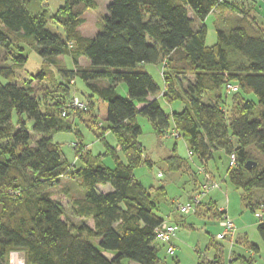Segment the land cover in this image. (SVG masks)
<instances>
[{
  "label": "trees",
  "instance_id": "16d2710c",
  "mask_svg": "<svg viewBox=\"0 0 264 264\" xmlns=\"http://www.w3.org/2000/svg\"><path fill=\"white\" fill-rule=\"evenodd\" d=\"M61 1L50 12L42 0H0V264H7L10 251L22 253L24 264H161L154 231L164 221L158 201L163 193L154 192L163 190L146 188L134 176L144 163L151 167L138 141V115L159 140L172 125L202 164L215 151L234 154L227 179L242 191L244 203L254 197L253 206L259 207L264 199V29L250 11L260 3L111 0L96 34L84 37L82 15L96 3ZM210 14L212 47L205 45L204 21ZM26 47L55 72L39 70L18 83L13 64L27 61ZM65 57L71 68L60 60ZM81 59L89 64L81 66ZM158 64L164 68L162 89L142 68ZM188 74L194 81L181 89L180 78ZM77 78L91 93L81 99L106 129L70 112ZM226 82L239 86L228 99ZM119 84L126 87L125 97L116 92ZM176 88L188 98L179 113L166 114L156 99L148 100L160 94L171 103L182 97ZM243 95L253 97L255 105ZM138 104L143 107L137 109ZM74 119L94 129L96 138L109 131L125 163L107 143L103 154L92 157L78 142L69 164L52 138L74 132ZM102 155L111 156L115 166L101 163ZM164 161L171 171L186 166L174 154ZM248 161L255 164L250 170L244 168ZM204 215L220 221L223 213L209 209ZM257 232L264 242V221ZM246 247L258 254L256 245L247 241Z\"/></svg>",
  "mask_w": 264,
  "mask_h": 264
},
{
  "label": "rangeland",
  "instance_id": "374dc122",
  "mask_svg": "<svg viewBox=\"0 0 264 264\" xmlns=\"http://www.w3.org/2000/svg\"><path fill=\"white\" fill-rule=\"evenodd\" d=\"M110 1L111 0H94L96 3V8L85 11V13L82 15L84 22L79 28L82 36L93 37L96 34L104 15L107 13V5L110 3ZM236 1L239 2L240 0ZM42 2L43 5L48 6L50 12H54L62 3L61 0H42ZM260 6L264 5L260 4ZM196 26L197 24L195 27ZM213 26L214 24L212 25V16L208 17L206 24V45L208 47H212L216 41ZM23 55L27 58V61L23 65H14L12 62L8 61L9 64H13V66L16 68V81L18 83L27 82V80L32 78L31 76L37 73L39 70H50L52 73L55 72L52 66L43 62L42 59L31 49L26 47ZM3 57L4 56L1 54L0 60H2ZM60 60L64 62L68 68L72 67L70 59L65 57L61 58ZM87 64L89 63H87L85 59H81V66H86ZM144 71L148 72L153 80L161 88L163 85L161 78L164 72L163 65H146ZM193 81V75L188 74L185 76V78L181 77V89L186 88L187 82ZM33 86H37V83L34 82ZM71 88V97L74 95L75 97L84 99L85 97L91 96V93L88 91L83 81L78 78L75 79V82L71 85ZM176 89L182 95V97L175 101L181 102L183 106L185 105V107H187L188 98L182 94V91H179L180 88ZM36 90L39 89L36 88ZM230 95L231 94H227V99L230 97ZM243 98L252 102L254 105L256 103L251 96L243 95ZM90 100L95 104V96L92 95ZM82 101L84 102L85 100ZM164 101L167 102L166 100ZM70 112H76L78 114V116H76L77 118L79 117L81 119L85 118L89 121H96L94 117L95 111L94 109L88 107V105L85 111L72 109ZM22 119L25 121L24 116H22ZM137 121L141 127V134L138 137V141L143 148V158L144 160L146 158L149 159L153 165L151 167H147V165L144 163L134 170V174L137 178H141L145 182V185H149V183H152V185L155 187H158L164 183H167L168 185L166 192L167 196L165 199H163L161 204L163 209H161L159 213L163 215L164 213H175L174 217L180 219V215L177 213L176 208L178 205L186 204L189 197H192L196 195L197 192H199V186L202 183V177L199 174V170L204 168L214 177V180L219 185V189L212 191V194L207 193L208 195L204 194L199 196L201 203L209 204L211 201L212 204L216 206V208H223L226 211L227 219L232 222L235 228L234 241L236 245L229 249L228 238L223 240L216 239L217 234L222 232V228H220L218 224V219L210 217L203 219L194 216V213L185 215L183 216L186 219L184 226H179L175 232V240L177 242L175 243V256H169L165 252V248H161L158 252L159 258L162 260V262H164L163 264H208V260H212L213 256L217 252L215 245L223 246L222 256L225 264H228V253L231 251L234 254L245 256V259L241 257L237 258L236 261H232L231 264H245V261H249L250 264H264V242L261 240L257 232V225L264 221V199L259 207L253 206L255 204V201H253L254 197H251V199H248L245 203L242 201V191L235 189L227 179L229 162L227 155L223 151L213 152L212 159L208 161L207 166L205 167L194 156L193 161L192 159L188 158L189 169L187 171H169L164 159L170 154L176 155L182 153L185 155V150L182 149L184 145L183 138L179 137L178 139L174 140V138L171 137H164L159 140L153 132L151 124L146 120V118L138 115ZM12 124H17L15 115H13ZM25 124L26 128L31 130V123L26 121ZM73 127L74 132L57 133L52 138L53 142L59 145L63 157L69 164L74 163L75 152L72 147L74 143L80 142L81 146L85 148L84 150L88 151L92 157L98 156L105 152V146L103 144L104 142H106L109 146L115 145V140L111 134L106 135L103 142L100 140L97 141L94 134V129H90V127H88L84 122L76 121L73 123ZM118 157L122 163H125V159L122 154L119 153ZM100 161L104 165L114 167V160L109 155H102ZM77 165H79V163H77L76 166ZM158 171L163 172L164 175L162 178L157 177ZM156 200L157 199H155V201ZM64 206L67 210H69L67 200L65 201ZM70 220H72L74 223L78 222V220L72 216H70ZM88 224L92 225L91 221H88ZM247 241L248 243H252L258 247V254L254 255L252 259L250 257V253L246 252Z\"/></svg>",
  "mask_w": 264,
  "mask_h": 264
},
{
  "label": "crops",
  "instance_id": "0c3cea01",
  "mask_svg": "<svg viewBox=\"0 0 264 264\" xmlns=\"http://www.w3.org/2000/svg\"><path fill=\"white\" fill-rule=\"evenodd\" d=\"M211 16H213L212 14H210L208 17H211ZM250 16L252 17V19L254 20V22L256 23V24H258V26H260L261 28H263L264 29V26H263V24H264V6H260L259 4H256V6L254 7V10H251L250 11ZM207 17V18H208ZM207 18H206V20L204 21V24L206 25L207 24ZM212 25H213V18H212ZM207 35V34H206ZM205 45H206V38H205ZM207 46V45H206ZM84 60V59H83ZM81 61V60H80ZM88 65V64H87ZM86 65V66H87ZM146 66V65H145ZM145 66H143L142 68L144 69L145 68ZM157 66V65H156ZM148 73V72H147ZM149 74V73H148ZM150 75V74H149ZM161 78H162V76H161ZM153 79V78H152ZM162 82H163V79H162ZM157 84V83H156ZM158 85V84H157ZM159 86V85H158ZM164 87V85H162L161 86V89ZM116 92H117V94L118 95H120L121 97H125L126 95H127V90H126V87H125V85H123V84H119V85H117V87H116ZM154 99H156L157 101H158V103H159V105H160V107H161V109L166 113V114H172V113H179V112H181V111H183L184 109H185V105L183 106L182 105V103L181 102H171V103H167V102H165L164 101V99L163 98H161L160 97V94L159 95H157V96H150V97H148V100H154ZM143 107V105L142 104H138L137 105V109H141ZM95 111V110H94ZM94 116H95V114H94ZM96 117V116H95ZM96 120H97V118H96ZM74 122H76V119H74ZM136 122L138 123V121H137V117H136ZM97 125L100 127V128H107V124L106 123H104V122H101V121H98L97 120ZM138 125H139V123H138ZM139 127H140V125H139ZM140 129H141V127H140ZM173 133H176L174 130H173V128H172V125H170L169 126V128H168V133H167V136L165 137V138H167V137H171V138H174V140H176V139H178L180 136H178V137H174L173 136ZM108 134H111L109 131H105L102 135V139H99V138H96V140L97 141H102L103 142V140H104V137L106 136V135H108ZM112 135V134H111ZM114 138V137H113ZM115 140V139H114ZM104 143H106V142H104ZM183 143H184V145H183V147H182V149H184L185 150V155H183L182 153V155L181 154H176V156H178V157H180L181 159H183L185 162H186V166L184 167V168H182L181 169V171H187L188 169H189V166H188V158L189 159H192V161H193V157H194V155L192 154V155H190L189 154V152H190V150L188 149V146H187V144H186V142L183 140ZM176 145V144H175ZM109 146V145H108ZM110 147H113V148H115V151H116V155H117V157H118V155H119V153L121 154V152L119 151V148H117V145H116V141H115V145H113V146H110ZM170 155H173V154H170ZM175 155V154H174ZM212 156H213V154H212ZM211 159H212V157H211ZM211 159H209V160H211ZM118 160L120 161V159H119V157H118ZM145 160H147L150 164H151V166L153 165L152 163H151V161L149 160V159H145ZM208 160V161H209ZM208 161L205 163V164H203V166L205 167V166H207V163H208ZM121 162V161H120ZM202 164V163H201ZM105 166H107L108 168H113V167H111V166H108V165H105ZM114 166H115V164H114ZM167 168H168V170L169 171H171L170 169H169V167L167 166ZM172 172H177V171H172ZM204 172L209 176V178H210V180H212L213 182H215L216 183V181L214 180V177L206 170V169H200L199 170V174H200V176L202 177V183H204ZM158 173H160V176H158ZM158 173H157V177L158 178H162L163 177V172L162 171H158ZM134 176H135V174H134ZM135 178H137L136 176H135ZM137 180L144 186V187H146V188H149V187H153V188H155V189H160V188H162V190L163 191H161V190H159V191H156V192H154V195H157V196H159V194L161 193H163V195L162 196H159V199H158V201H159V212H160V210L161 209H163V207H162V202H163V199H165V197L167 196V188H168V185H167V183H164V184H162V185H159L158 187H155V186H153L152 185V183H149V185H145V182L141 179V178H137ZM202 183L200 184V186L202 185ZM217 185H218V183H216ZM200 186H199V190H200ZM169 188H170V186H169ZM105 189V191H108V188L107 187H105L104 188ZM216 189H219V185H218V188H216ZM216 189H214V190H216ZM214 190H212V191H214ZM212 191H210V192H208L209 194L212 192ZM207 194V193H206ZM212 194V193H211ZM208 195V194H207ZM193 197V196H192ZM192 197H189L188 198V200H187V203H191V200H192ZM204 198V197H203ZM202 198V199H203ZM211 200V199H210ZM203 202V201H202ZM186 203V204H187ZM209 209H211V210H214V211H216V212H221V213H223L225 216H227V214H226V211L223 209V208H216V206L215 205H213L212 204V202L210 201V203L208 204H202L201 203V201H200V203H199V205H198V208H197V210H196V212L193 214L194 216H196V217H200V218H208V216H205L204 214H207V211L209 210ZM176 210H177V208H176ZM213 212V211H212ZM177 213H178V211H177ZM179 214V213H178ZM159 215L163 218V220H165V221H167L170 225H173L176 229L179 227V226H184V224H185V222H186V219H185V217H183V216H181L180 214V219H178L177 217L175 218L174 216H175V213H164V215L163 214H160L159 213ZM211 216V215H210ZM210 218H213V217H210ZM218 219V221H219V218H217ZM219 224V223H218ZM219 227H220V225H219ZM221 228V227H220ZM176 232V231H175ZM218 235V234H217ZM175 237H176V234H175V236H174V239L172 240V244H173V246L175 247V243H177L176 242V240H175ZM234 238H235V232H234V234H233V236L231 237V238H228V248L230 249V248H233L236 244H235V241H234ZM216 239H218L217 238V236H216ZM219 240H221V239H219ZM223 240V239H222ZM161 248H165V252H166V245H164V244H160V246H159V250L161 249ZM215 248H217L216 249V253H215V255L213 256V259L212 260H208V264H214V262H216L217 264H225V262H224V259H223V246H219V245H215ZM246 252L247 253H250V257H251V259H252V257H254V255L255 254H253L252 252H250L249 250H246ZM229 255H228V264H231V262L232 261H236V259L237 258H243V259H245V256H243V255H239V254H234L232 251L231 252H229L228 253ZM174 256H175V250H174V254H173ZM159 256V255H158ZM169 256H172V255H169ZM164 262H162L161 261V264H163ZM124 264H128L127 262H124ZM200 264H204V263H200ZM243 264V263H242Z\"/></svg>",
  "mask_w": 264,
  "mask_h": 264
},
{
  "label": "built area",
  "instance_id": "2783aa9c",
  "mask_svg": "<svg viewBox=\"0 0 264 264\" xmlns=\"http://www.w3.org/2000/svg\"><path fill=\"white\" fill-rule=\"evenodd\" d=\"M256 2L264 5V0H255ZM224 91L226 94H235L239 91V86L234 83L226 82L224 84ZM68 108L70 109H79L85 111L87 109V104L84 103L78 97H73L71 102L68 104ZM174 137H178L177 133H173ZM190 155L191 152H189ZM228 165L230 167H234L236 164V157L234 154H230ZM160 176V173H158ZM218 188V185L210 180L209 176L204 172V183L200 186L199 192L192 197L191 203L178 205L177 211L179 214L185 216L190 215L196 212L197 206L200 203L201 195H204L214 189ZM219 225L222 228V232L217 235L218 239H227L231 238L234 234L235 228L231 221L227 219V216L224 214L221 216L219 221ZM176 228L173 225H170L167 221H162V223L155 229V242L158 244L166 245V253L168 255H173L175 247L172 244V240L175 236ZM7 264H24L23 254L17 251H10L7 257Z\"/></svg>",
  "mask_w": 264,
  "mask_h": 264
},
{
  "label": "water",
  "instance_id": "95a60500",
  "mask_svg": "<svg viewBox=\"0 0 264 264\" xmlns=\"http://www.w3.org/2000/svg\"><path fill=\"white\" fill-rule=\"evenodd\" d=\"M254 165H255V164H254L253 162L248 161V162L245 163L244 168H245L246 170H250L251 167L254 166Z\"/></svg>",
  "mask_w": 264,
  "mask_h": 264
}]
</instances>
